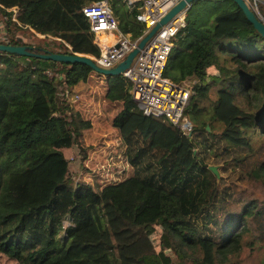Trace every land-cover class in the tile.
<instances>
[{"label": "trees", "instance_id": "1", "mask_svg": "<svg viewBox=\"0 0 264 264\" xmlns=\"http://www.w3.org/2000/svg\"><path fill=\"white\" fill-rule=\"evenodd\" d=\"M99 1L0 0L19 9V24L10 25L5 43L96 62L101 51L82 9ZM108 2L124 34L143 36L147 27L137 20V6ZM37 33L54 41L30 43L27 34ZM189 57L197 65L186 66ZM207 70L217 75L211 130L220 135L197 144L206 126L194 127L191 138L144 115L133 100V83L122 76L0 52V259L233 264L245 248L264 243V201L243 190L253 184L264 189V38L232 0H196L176 37L165 75L175 83L198 80L188 114L207 92ZM95 76L121 141L124 168L104 167L102 176L75 186L64 150L80 149L87 174L92 147L103 141L102 130L95 131L102 118L86 112L83 95L70 96L80 84L96 85ZM114 175L120 179L108 182ZM155 231L161 232L160 251L150 240Z\"/></svg>", "mask_w": 264, "mask_h": 264}, {"label": "built area", "instance_id": "2", "mask_svg": "<svg viewBox=\"0 0 264 264\" xmlns=\"http://www.w3.org/2000/svg\"><path fill=\"white\" fill-rule=\"evenodd\" d=\"M128 6H137V20L145 23L143 36L132 40L120 30V22L109 6L108 0L94 2L83 7L82 12L91 25L95 44L101 55L96 63L105 69L115 68L134 50L161 18L181 0H124ZM250 8L264 23L259 12L260 0H246ZM167 3L171 5L162 10ZM186 13L176 15L153 37L135 58L131 67L123 74L133 83L131 94L140 111L148 117L161 119L178 127L184 134L193 137L194 123L188 117V110L195 94L194 87L182 85L195 78L175 83L166 77L168 62L173 56L175 40L185 26ZM19 24V9L8 8L0 3V44L8 41L9 27ZM37 36H40L37 34ZM50 77L51 73L48 74ZM197 80V79H195Z\"/></svg>", "mask_w": 264, "mask_h": 264}, {"label": "rangeland", "instance_id": "3", "mask_svg": "<svg viewBox=\"0 0 264 264\" xmlns=\"http://www.w3.org/2000/svg\"><path fill=\"white\" fill-rule=\"evenodd\" d=\"M261 4H259V12L261 15L264 16V0H260ZM38 34V33H37ZM29 37V41L32 44L36 43H52L54 39L50 36H44L41 34L33 35V34H27ZM243 51H245L244 47H241ZM211 76L206 77V80H204V84L208 87L206 89V94L199 98V101L197 103H194V109L193 111H189L188 117L189 119L194 123L195 128H204L206 126L207 132L204 131H198L197 138L195 137V140L197 144L201 140H209L211 142H214L216 137L220 135L219 129H212L209 130L208 127L213 123L214 119V106H213V99L215 98V89H214V83L216 81L217 75L216 72L214 73L211 71ZM95 81L97 82L96 85L91 84H80L76 86L73 89V92L71 93L70 98L76 99L77 94L83 95L81 97V100L84 105L86 106L85 110L88 114L93 115V119L102 118L99 120V127L95 126V131L102 130V136L103 141L99 140L95 142V145L92 147V151L89 155V166L87 174H84V170L82 167V154L80 152V149L78 147H73L70 149H65V155L66 158L70 161L71 171L73 173L74 177V185L77 186L82 181L89 182V179L92 177L97 178L98 175L102 176L104 173L100 172L102 169L105 170L104 167H106V172L111 171L112 169L119 168V170H122L124 166L122 165L121 160H123L122 151H121V141L117 135V132L114 130L112 125V116L106 112H104V99L102 97L103 90L100 89L99 82L101 80L98 76H95ZM196 79V78H195ZM192 79L191 81H187L183 83L182 85H187L190 88H193L194 85L198 83V80ZM195 94V92L193 93ZM195 106L197 109H195ZM195 118L194 120L192 119ZM106 124V126L104 125ZM100 129V130H98ZM201 132V133H200ZM98 133V132H97ZM200 133V134H199ZM97 135V134H95ZM102 144V145H101ZM121 157V158H120ZM117 158H120L117 159ZM106 161H105V160ZM108 162V163H107ZM103 167V168H102ZM215 167V166H212ZM218 168V167H217ZM219 170V169H218ZM220 173V172H219ZM111 178V177H108ZM115 179H109V181H118L120 178L116 177L114 175ZM221 180V174L220 179ZM245 190V193L249 198L259 199L260 201H264V189L260 185L253 184L252 186H249L247 188H243ZM160 236L161 232H154L150 236L151 242H153L155 248L157 251L161 250L160 247ZM249 237L246 235L243 239L242 243L245 244L246 241H248ZM169 254V253H168ZM174 259L175 256L171 255ZM237 258V257H236ZM233 261V264H264V243L257 242L254 247H247L244 249L242 255L240 258H237ZM0 264H13L12 262L6 261L5 259H0Z\"/></svg>", "mask_w": 264, "mask_h": 264}, {"label": "water", "instance_id": "4", "mask_svg": "<svg viewBox=\"0 0 264 264\" xmlns=\"http://www.w3.org/2000/svg\"><path fill=\"white\" fill-rule=\"evenodd\" d=\"M196 0H181L178 4L172 7L162 18L161 20L151 29V31L140 40L137 46L134 48L132 52L115 68L105 69L100 67L92 58L82 55H66V54H36L31 52L30 47L27 46H11L0 44V52L27 56V57H36L40 59L62 62L66 64H75L82 63L90 66L95 72L111 77L122 76L123 74L131 67L137 55L141 52V50L147 45V43L156 36L160 29L169 24L172 19L182 13L187 12L192 8L194 2ZM236 3L245 13L247 19L255 26L256 30L261 34L264 38V23L258 18L256 13L250 8L249 4L246 0H232ZM209 130L210 126L208 127ZM210 170L216 175L217 179H220V173L217 167H210Z\"/></svg>", "mask_w": 264, "mask_h": 264}, {"label": "crops", "instance_id": "5", "mask_svg": "<svg viewBox=\"0 0 264 264\" xmlns=\"http://www.w3.org/2000/svg\"><path fill=\"white\" fill-rule=\"evenodd\" d=\"M197 63H198V59L196 58V57H189L187 60H186V66H188V67H190V66H193V65H197ZM185 66V67H186ZM209 71H211V70H207L206 71V76H205V80H206V77H209V76H211L212 74H211V72H209ZM212 72L214 73V71L212 70ZM194 78V77H193ZM204 83V82H203ZM205 85V84H204Z\"/></svg>", "mask_w": 264, "mask_h": 264}, {"label": "bare ground", "instance_id": "6", "mask_svg": "<svg viewBox=\"0 0 264 264\" xmlns=\"http://www.w3.org/2000/svg\"><path fill=\"white\" fill-rule=\"evenodd\" d=\"M170 5H171V3H167L166 5L163 6L162 10L167 9Z\"/></svg>", "mask_w": 264, "mask_h": 264}]
</instances>
